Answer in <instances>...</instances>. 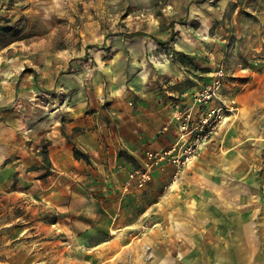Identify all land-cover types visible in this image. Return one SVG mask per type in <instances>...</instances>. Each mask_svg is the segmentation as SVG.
Listing matches in <instances>:
<instances>
[{
  "label": "rangeland",
  "instance_id": "374dc122",
  "mask_svg": "<svg viewBox=\"0 0 264 264\" xmlns=\"http://www.w3.org/2000/svg\"><path fill=\"white\" fill-rule=\"evenodd\" d=\"M134 31L142 33L128 35ZM43 75L57 77L46 94L37 91ZM0 88V106L18 107L21 120L27 106L53 107L54 96L65 118L73 91L75 103L86 101L87 112L101 119L91 126L95 137L114 140L142 124L140 132L148 133H129L141 143L137 153L108 143L104 161L95 158L93 180H80L77 198L66 193L62 207L46 194L29 195L28 206L20 193L12 208L1 197L0 223L15 216L20 236L0 238V251L2 245L5 253L6 246L17 247L14 255L21 259L23 234L39 229L48 234L41 241L56 242L52 264H101V246L91 251V261L81 254L84 242L102 244L121 219L137 222V237L120 264H150L166 246L172 201L179 214L182 201L197 192L199 171L213 170L209 157L264 134V0H0ZM116 113L125 115L123 122ZM150 113L151 121L143 116ZM186 137L200 146L174 177L171 157L188 149ZM40 151L47 155L46 145ZM137 170L148 175L141 183L137 172L130 175ZM116 213L119 218L107 225L105 216ZM89 221L95 238L77 244L71 233L88 231ZM75 245L76 254L62 249Z\"/></svg>",
  "mask_w": 264,
  "mask_h": 264
},
{
  "label": "crops",
  "instance_id": "0c3cea01",
  "mask_svg": "<svg viewBox=\"0 0 264 264\" xmlns=\"http://www.w3.org/2000/svg\"><path fill=\"white\" fill-rule=\"evenodd\" d=\"M56 81V75L54 79L47 75L41 76L40 83L44 87L37 91L46 94L51 86L58 85ZM30 89L37 95L36 88ZM70 93L72 105L65 118L62 117V101L56 96L53 107L45 106L35 111L32 106H27L22 113L23 120L17 112L18 107L16 110L0 106V193H5L4 196L0 194V198H4L2 200H5L4 204L7 207L14 206L20 199V193L24 194V202L28 206L32 203V197L29 195L39 193V197L46 194L55 206L62 207L60 199L67 195L66 193L71 194V200L77 198L80 180H93L95 158L104 161L101 155L105 154L104 149L108 143L117 148H126L133 153L139 152L137 148L141 143L131 140L129 133L134 135L136 132L145 136L146 132L143 134L140 132L141 128H146L144 124L141 127L128 128L126 133H121L114 140L106 136H102L104 140H101L95 137V130L91 129L95 120L101 119H96L94 114L87 112L89 107L88 104L85 105L86 101L81 102V105L75 103L78 95L73 91ZM116 115L120 116L122 122L124 121L125 115L121 113ZM143 116L151 121L154 114ZM110 118L113 116L110 115ZM149 135H152L151 132ZM260 137L262 139H254ZM239 141L242 142L241 146H238ZM239 141L228 148L226 153H223L222 146L220 153L215 151L214 156L209 157L215 160L213 170L210 167L199 171V184L197 189H193L197 192L191 191L188 201H182L179 214L175 212V206L179 203L172 201L173 216L168 217L166 246L160 252L156 250L150 264H264V201L260 195V187L264 182V134L252 135ZM43 144L47 147L45 156L40 151ZM257 144H261L262 147L258 148ZM253 145L262 153L252 151ZM74 148L85 152L89 160L76 158ZM257 155L259 158L256 161ZM254 165L258 171L253 170ZM48 169L52 172L41 177ZM13 217L9 215L8 219L4 218L5 222L0 223L7 226L0 229V238L15 239V233L20 236L14 230ZM105 218L108 225L114 223L119 216L116 213ZM120 221L117 227L110 226L102 244L95 245L94 242H90V245L88 241L84 242L87 252L85 254L82 251L81 254L93 261L95 253L91 251L101 246L103 257L101 264H112L113 261L120 264L122 255L130 250L137 237L132 230L137 227V222L121 219ZM89 222L92 226L88 231L71 233L77 244L80 240L95 238L94 222ZM23 235L24 241L35 242L25 241L23 242L25 246L18 247L24 255L21 259L14 255L17 247L6 246L5 253L2 252L4 251L2 245L0 251L2 263L44 264L42 262L45 260V264H52L51 257L54 255L56 242L53 240L47 242V238L41 241L39 238L48 234L42 233L39 229ZM154 235L160 239L159 233ZM111 242L114 243L111 245ZM157 245L160 246L159 243ZM77 248L75 245L65 251V247L62 246L64 252L69 255L78 253ZM33 249L34 251H31Z\"/></svg>",
  "mask_w": 264,
  "mask_h": 264
},
{
  "label": "built area",
  "instance_id": "2783aa9c",
  "mask_svg": "<svg viewBox=\"0 0 264 264\" xmlns=\"http://www.w3.org/2000/svg\"><path fill=\"white\" fill-rule=\"evenodd\" d=\"M184 141L189 144L188 145V149H186L185 152L182 153L179 156H175V154H173V156L171 157V159L173 160V162H175V165H176L174 177H176L179 174L180 169H181V165L185 164L192 157L195 156L196 150L200 146V144L196 143L194 140L188 141V138L187 137L184 139ZM167 152H170V151H166V152H164V154H166ZM162 156H163V154H162ZM136 172L140 175V177H139V182L140 183L143 180H145L146 177H148L147 172H145V171H139V170H137L135 172H132L130 175L133 177ZM129 183H130V181H128V184ZM260 195H261L262 201H264V182H262L261 187H260Z\"/></svg>",
  "mask_w": 264,
  "mask_h": 264
},
{
  "label": "trees",
  "instance_id": "16d2710c",
  "mask_svg": "<svg viewBox=\"0 0 264 264\" xmlns=\"http://www.w3.org/2000/svg\"><path fill=\"white\" fill-rule=\"evenodd\" d=\"M140 33H142V32L141 31H134V32H129L128 35L129 36H133V35H137V34H140ZM74 156L76 158H84L86 161L89 160L88 155L85 152H83V151H81L80 149H77V148H74Z\"/></svg>",
  "mask_w": 264,
  "mask_h": 264
}]
</instances>
